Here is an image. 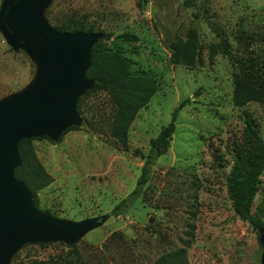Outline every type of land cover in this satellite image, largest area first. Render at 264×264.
<instances>
[{"label":"rangeland","instance_id":"1","mask_svg":"<svg viewBox=\"0 0 264 264\" xmlns=\"http://www.w3.org/2000/svg\"><path fill=\"white\" fill-rule=\"evenodd\" d=\"M42 17L52 26L83 22L109 33L103 45L122 55L133 73L151 76L156 90L129 125V150L110 135L115 108L102 91L82 96L75 129L57 139L34 137L36 154L53 177L38 191L42 212L75 222L105 219L73 241L23 240L6 264H152L183 246L182 239L190 240L191 264H262L260 233L235 214L226 175L248 140L247 121L264 139V104L233 101L241 73L264 83V0H50ZM189 28L198 33L202 61L175 63L171 45ZM221 40L229 54L218 51L209 59L210 47ZM40 65L0 31V99L30 95L27 85ZM182 100L170 145L147 183L113 211L141 172L143 160L133 150L148 151ZM251 211L264 214V170Z\"/></svg>","mask_w":264,"mask_h":264},{"label":"water","instance_id":"2","mask_svg":"<svg viewBox=\"0 0 264 264\" xmlns=\"http://www.w3.org/2000/svg\"><path fill=\"white\" fill-rule=\"evenodd\" d=\"M49 1L4 0L0 7L5 40L41 61L27 85L30 95L0 99V264H6L13 247L23 240L73 241L105 219L75 222L39 211L23 180L14 176L20 164L19 140L42 135L57 139L69 126L79 125L77 100L94 83L86 70L91 49L103 33L57 30L42 17ZM259 233L264 264V228Z\"/></svg>","mask_w":264,"mask_h":264},{"label":"trees","instance_id":"3","mask_svg":"<svg viewBox=\"0 0 264 264\" xmlns=\"http://www.w3.org/2000/svg\"><path fill=\"white\" fill-rule=\"evenodd\" d=\"M60 31L82 30L87 32H102L103 36L91 49L90 66L86 70V76L94 79L91 88L87 89L77 100V112L81 117V98L84 94L102 91L105 92L114 104V112L110 121V135L119 144L122 150H129L128 128L138 110L147 103L156 90V85L151 76L143 73H133L127 60L117 51L103 45V39L109 37V33L103 30H94L83 22H65L53 26ZM125 40H136L137 36L130 33L119 35ZM171 60L175 63L193 65L201 62V51L198 33L194 28L186 31L185 38H179L171 45ZM221 51L229 54L225 40H221L220 46L212 45L209 51V59ZM233 101L238 106H243L250 101H259L264 104V83L258 82L249 72H243L234 81ZM186 100H182L173 109L170 121L164 125L156 137L150 140L147 152L134 149L133 154L143 160L140 175L131 193L120 200L113 211L120 209L131 197L139 194L140 188L147 183L152 165L170 145V139L175 129L177 115ZM78 125H72L63 130L62 135L75 129ZM59 137V138H60ZM246 143L237 148L229 173L226 175L228 197L235 214L244 221H248L257 231L264 228V214H254L251 211L254 197L258 191L259 176L264 170V139L247 121ZM34 137L19 140L17 149L20 164L14 170V176L23 180L28 187L34 207H39L38 191L53 181L52 175L45 169L38 158L34 145ZM248 155L247 169L242 175L241 164L244 156ZM47 211V210H45ZM50 213L49 211H47ZM52 216L56 217L52 213ZM183 246L160 255L152 264H191L187 257L189 239H182ZM43 264V263H38ZM94 264H104L96 262Z\"/></svg>","mask_w":264,"mask_h":264}]
</instances>
